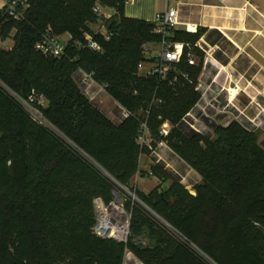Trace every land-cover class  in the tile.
Returning <instances> with one entry per match:
<instances>
[{"label":"trees","instance_id":"1","mask_svg":"<svg viewBox=\"0 0 264 264\" xmlns=\"http://www.w3.org/2000/svg\"><path fill=\"white\" fill-rule=\"evenodd\" d=\"M103 1L119 13L112 37L97 36L102 51L75 43L86 41L97 20L95 0H31L20 21L0 13V37L14 40L11 50L0 46V264H124L128 253L141 264H264L261 131L231 120L213 137L185 133L179 124L201 98L195 86L205 54L196 49L197 65H188L185 54L178 68L189 70L194 83L177 91L168 80L139 76L142 45L160 39L156 23L126 18L127 0ZM47 28L70 35L61 58L37 48ZM200 35L172 31L173 40L191 44ZM79 68L93 72L130 115L85 95ZM26 80L46 102L33 105L57 131L12 94L24 97ZM166 121L171 130L161 136ZM143 123L153 148L155 139L167 142L202 176L196 194L159 164L151 167L159 185L147 193L135 187L140 157L151 152L138 141ZM116 181L154 212L127 202V243L93 230L94 200L110 204Z\"/></svg>","mask_w":264,"mask_h":264},{"label":"crops","instance_id":"2","mask_svg":"<svg viewBox=\"0 0 264 264\" xmlns=\"http://www.w3.org/2000/svg\"><path fill=\"white\" fill-rule=\"evenodd\" d=\"M3 6L0 0V13ZM170 7L178 10L177 29L185 30L188 24L200 30L196 44L209 50L214 62L207 64L200 75L207 89L200 102L213 105L215 110L223 109L231 116L230 120L264 132V0H127L124 15L128 19L155 22L156 14ZM65 35L69 41L70 35L62 36ZM5 40L14 46L12 38ZM236 88L239 92L229 102L226 90ZM155 164L163 166L196 194L195 187L202 176L165 141L159 142L149 156H141L140 173L133 182L137 189L147 193L162 182L147 175ZM141 179L152 182L143 187Z\"/></svg>","mask_w":264,"mask_h":264},{"label":"built area","instance_id":"3","mask_svg":"<svg viewBox=\"0 0 264 264\" xmlns=\"http://www.w3.org/2000/svg\"><path fill=\"white\" fill-rule=\"evenodd\" d=\"M3 2L2 15L15 21L22 20L26 11L31 7V0H3ZM93 12L97 15V20L95 23L90 24L91 32L86 34V41L83 43L80 40H76L75 43L80 47L85 45L93 50L102 51V45L98 41L97 36H101L105 40H109L112 37L113 29L110 28V24L117 17L119 11L116 7L103 8L96 5L93 7ZM155 23L156 27L154 31L160 35V39L142 45L144 59L138 64L139 76L156 77L159 81L168 80L174 91L185 87L186 84H193L194 80L189 70L180 69L178 67L184 60L185 54L188 65H197L199 59L196 55V49H200L205 53L203 69L209 63L214 64L209 50L203 49L196 43L191 44L173 40L172 31L173 29H177L180 25L178 10L175 7H170L165 11L158 12L156 14ZM185 31L197 33L198 29L194 25L187 24ZM67 44L68 41H63L60 35L54 33L51 28H47L42 33L37 48L46 56L61 58L65 54ZM0 46L7 50L13 48L8 44V41L2 37H0ZM76 77L79 79L82 91L91 100H96L98 97H101L102 94L107 93L105 86L95 80L93 72H87L79 68L76 72ZM195 89L203 95L207 92L200 78L197 81ZM238 92V88L227 89L225 97L230 102ZM12 94L31 112L34 118L49 126L51 129L56 130V128L44 118L41 111L33 105L34 100H37L41 105H45L43 96L37 97L32 94L30 98L26 99L14 92H12ZM117 106L120 108L123 117L130 115L125 108L121 107L119 104H117ZM191 127L195 129V125L193 124H191ZM170 130L171 125L166 121L160 129V135L167 136ZM196 131L198 133H203L200 128L196 129ZM138 141L141 146H146L151 151L155 150V148L152 147V139L150 138V131L147 123L142 124V133ZM139 173L140 171L137 173V176ZM147 175L153 176V172L150 170ZM94 205L96 211V223L93 227L94 233L103 238H114L120 242L127 243L130 236L131 215L124 208V205L120 204L121 208L118 212H112L111 206L113 204H106L100 197L95 198ZM189 244L206 258L195 245Z\"/></svg>","mask_w":264,"mask_h":264},{"label":"rangeland","instance_id":"4","mask_svg":"<svg viewBox=\"0 0 264 264\" xmlns=\"http://www.w3.org/2000/svg\"><path fill=\"white\" fill-rule=\"evenodd\" d=\"M96 5H99L103 8L109 7L108 2H105L103 0H95L94 6H96ZM61 39L63 41H66V40H68V36L67 35L62 36ZM96 100L99 102L103 101L104 105L109 108L110 112L112 111L115 114H122L120 108L113 103V101L110 99V97L107 93L102 94V96L98 97ZM45 105H46V102H45ZM230 119H231V116L228 115L226 112H224L223 109H222V111L215 110L212 107V105H210L209 103L203 104L199 100V102L195 105V107L182 119V121L179 124V127L187 134H190L193 132L198 133L196 131V129L200 128L204 135L213 137L216 127L220 124H227L228 122L231 121ZM191 124L195 125V129L191 127ZM260 131H261V139H262V142L264 144V134H263L264 132H263V130H260ZM159 142H161V141L155 139L156 145H158ZM150 153H144L141 156H143V155L149 156ZM151 178L153 180V177H151ZM151 182H152L151 179H141L140 180V183L142 184L143 187L144 186L147 187V184H150ZM124 187L127 190L118 185V189L114 192L113 199L110 202L111 204H113L111 206V208L113 206H116L117 204L118 205L123 204L124 208L126 209L127 208V205H126L127 202L129 200H134V198L130 194V192L134 193L137 196L134 188H128L126 186H124ZM124 264H141V263L137 259H135L131 255V253H128L126 256Z\"/></svg>","mask_w":264,"mask_h":264},{"label":"water","instance_id":"5","mask_svg":"<svg viewBox=\"0 0 264 264\" xmlns=\"http://www.w3.org/2000/svg\"><path fill=\"white\" fill-rule=\"evenodd\" d=\"M33 94V89L30 85V82L28 80L25 81L24 83V87H23V95L24 98L28 99L30 98V96ZM117 182V181H116ZM117 184L123 188H125L124 186H122L120 183L117 182ZM126 189V188H125ZM127 190V189H126ZM130 194L133 196L134 200H136L137 202H139L140 204L144 205L145 207H147L150 211H152L148 206H146V204L140 199L138 198L134 193L130 192ZM153 212V211H152ZM154 213V212H153Z\"/></svg>","mask_w":264,"mask_h":264},{"label":"bare ground","instance_id":"6","mask_svg":"<svg viewBox=\"0 0 264 264\" xmlns=\"http://www.w3.org/2000/svg\"><path fill=\"white\" fill-rule=\"evenodd\" d=\"M121 208V205L119 204H117L116 206H113L112 208H111V211L112 212H118L119 211V209Z\"/></svg>","mask_w":264,"mask_h":264}]
</instances>
